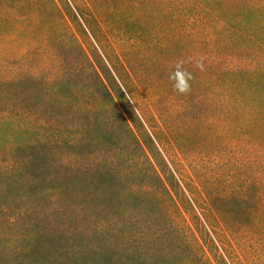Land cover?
I'll use <instances>...</instances> for the list:
<instances>
[{
	"label": "rangeland",
	"instance_id": "374dc122",
	"mask_svg": "<svg viewBox=\"0 0 264 264\" xmlns=\"http://www.w3.org/2000/svg\"><path fill=\"white\" fill-rule=\"evenodd\" d=\"M84 1L135 84L169 85L178 66L199 74L193 142L232 164V118L200 82L177 16L154 0ZM38 19L0 26V264H192L169 201L182 187L148 128L151 92L125 90L87 34L83 55L71 37L37 38Z\"/></svg>",
	"mask_w": 264,
	"mask_h": 264
},
{
	"label": "trees",
	"instance_id": "16d2710c",
	"mask_svg": "<svg viewBox=\"0 0 264 264\" xmlns=\"http://www.w3.org/2000/svg\"><path fill=\"white\" fill-rule=\"evenodd\" d=\"M154 1L177 16L191 60L204 72L200 82L216 93L222 116L232 118L237 141L232 164L193 142L203 117L198 118L199 96L191 97L199 74L184 94L173 82L135 84L130 61L115 50L112 32L84 0H0V26L11 30L39 18V32L32 30L37 38L44 33L50 40L71 37L81 55L84 45L76 33L92 37L125 90L151 92L148 128L163 144L182 187L176 185L169 201L174 226L194 255L192 264H264V0ZM132 41L129 47L136 45ZM24 60L26 55L10 63ZM168 104L173 116L184 117L185 133Z\"/></svg>",
	"mask_w": 264,
	"mask_h": 264
},
{
	"label": "clouds",
	"instance_id": "9594fccd",
	"mask_svg": "<svg viewBox=\"0 0 264 264\" xmlns=\"http://www.w3.org/2000/svg\"><path fill=\"white\" fill-rule=\"evenodd\" d=\"M169 79L173 82V89L177 93L184 94L190 90L189 81L192 79V75L189 72L180 70L179 66L177 70L170 75Z\"/></svg>",
	"mask_w": 264,
	"mask_h": 264
}]
</instances>
